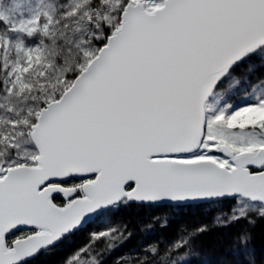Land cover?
Masks as SVG:
<instances>
[{
  "label": "snow or ice",
  "instance_id": "snow-or-ice-1",
  "mask_svg": "<svg viewBox=\"0 0 264 264\" xmlns=\"http://www.w3.org/2000/svg\"><path fill=\"white\" fill-rule=\"evenodd\" d=\"M0 264H264V0H0Z\"/></svg>",
  "mask_w": 264,
  "mask_h": 264
}]
</instances>
